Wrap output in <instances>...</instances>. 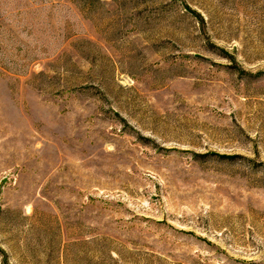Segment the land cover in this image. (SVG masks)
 Masks as SVG:
<instances>
[{
    "label": "rangeland",
    "instance_id": "obj_1",
    "mask_svg": "<svg viewBox=\"0 0 264 264\" xmlns=\"http://www.w3.org/2000/svg\"><path fill=\"white\" fill-rule=\"evenodd\" d=\"M0 264H264V0H0Z\"/></svg>",
    "mask_w": 264,
    "mask_h": 264
}]
</instances>
